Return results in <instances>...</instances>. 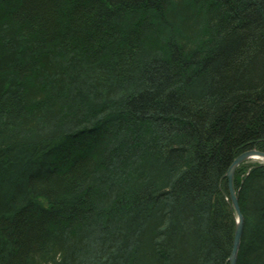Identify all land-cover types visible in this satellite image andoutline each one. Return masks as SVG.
<instances>
[{"label": "trees", "instance_id": "1", "mask_svg": "<svg viewBox=\"0 0 264 264\" xmlns=\"http://www.w3.org/2000/svg\"><path fill=\"white\" fill-rule=\"evenodd\" d=\"M253 148L264 0H0V264H229ZM233 184L264 264V163Z\"/></svg>", "mask_w": 264, "mask_h": 264}, {"label": "water", "instance_id": "2", "mask_svg": "<svg viewBox=\"0 0 264 264\" xmlns=\"http://www.w3.org/2000/svg\"><path fill=\"white\" fill-rule=\"evenodd\" d=\"M246 160L261 161L264 163V151H260L253 148L240 153L237 157L233 159L225 173V176L227 178V188L230 197V204L235 213V230L233 235L232 247L228 258L229 264L237 263V255L244 227V217L239 206L237 192L233 184V178L235 169Z\"/></svg>", "mask_w": 264, "mask_h": 264}]
</instances>
